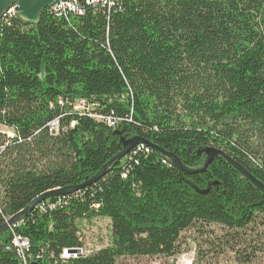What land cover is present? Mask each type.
<instances>
[{
    "label": "trees",
    "instance_id": "16d2710c",
    "mask_svg": "<svg viewBox=\"0 0 264 264\" xmlns=\"http://www.w3.org/2000/svg\"><path fill=\"white\" fill-rule=\"evenodd\" d=\"M81 2L83 14L50 7L37 22L0 20V126L14 133L0 131V228L41 195L89 182L135 137L190 168L221 150L264 184V0ZM79 99L117 126L77 113ZM138 147L21 221L28 264L171 257L196 223L264 224V194L223 158L187 175ZM94 219L111 222L108 246L62 259L83 246L79 224ZM0 264L21 262L0 248Z\"/></svg>",
    "mask_w": 264,
    "mask_h": 264
},
{
    "label": "rangeland",
    "instance_id": "374dc122",
    "mask_svg": "<svg viewBox=\"0 0 264 264\" xmlns=\"http://www.w3.org/2000/svg\"><path fill=\"white\" fill-rule=\"evenodd\" d=\"M0 131L14 137L11 129L0 126ZM97 221L94 234L101 230L110 232L108 219ZM20 227L15 228L17 233L8 227L0 241L6 233L11 239L14 236V246L16 241L22 242L20 237L31 241L19 232ZM94 246L97 249L101 244ZM118 264H264V224L258 222L243 231H229L219 224L196 223L181 234L176 255L126 257L119 259Z\"/></svg>",
    "mask_w": 264,
    "mask_h": 264
},
{
    "label": "water",
    "instance_id": "95a60500",
    "mask_svg": "<svg viewBox=\"0 0 264 264\" xmlns=\"http://www.w3.org/2000/svg\"><path fill=\"white\" fill-rule=\"evenodd\" d=\"M55 1L57 0H0V20L2 19L7 9L17 4L16 9L20 16H22L24 19L30 22H37L39 20L40 14L44 10L52 7ZM140 145L147 146L151 148L153 151L157 152L159 155H163L164 159L170 161L172 167L178 169L179 171L187 175L203 174L209 169L210 165L216 158L218 157L223 158L232 167H234L244 178L249 180L261 193L264 194V184L259 180H257L248 170H246L243 166L235 162L231 157H229L225 152L221 150L208 149L206 151V153L208 154V158L206 162L198 168H190L185 166L175 154L165 152L163 149L153 145L152 143L146 141L143 138L135 137L132 140L124 143L123 150L117 156L112 158L96 177H94L89 182L81 186L69 187L65 189H56L41 195L35 201H33V203L27 209H25L24 211L20 212L19 214L11 218L7 224L2 226L0 228V236L8 229L10 225L23 221L27 217V215L30 212H32L35 209V207L40 203L52 198L70 195L87 186L93 185L105 175V173L116 162V160L120 161L124 159L125 157L128 156V154L132 150H134ZM0 248L4 250H10L17 255L16 251L13 248H10L6 245L3 246L0 244ZM69 252L76 253L75 250H70Z\"/></svg>",
    "mask_w": 264,
    "mask_h": 264
},
{
    "label": "built area",
    "instance_id": "2783aa9c",
    "mask_svg": "<svg viewBox=\"0 0 264 264\" xmlns=\"http://www.w3.org/2000/svg\"><path fill=\"white\" fill-rule=\"evenodd\" d=\"M86 4H104L108 5L110 3V0H85ZM111 5V3H110ZM53 11L59 15L63 13H73V14H83L85 11L84 5H82L81 0H57L53 4ZM7 15H11V13H17L16 11V6H11L9 9L5 11ZM97 106L94 102H90L86 99H79L74 101V109L77 113L82 114V115H88L89 117L103 122L112 128L116 127L118 123L114 122L111 118L109 117H103L99 114L94 113V109ZM93 114V115H92ZM54 127L55 133H59L58 128V123L55 122L52 124ZM138 149L134 151V154L137 155L138 152L142 151V147H137ZM150 150L146 149V152L149 153ZM164 163H167L165 160ZM61 200L55 203V205H46V202L43 203L41 206H39V209L45 210V209H55L57 205H60ZM100 219H94L91 222L84 221L83 224H79V228L81 229L82 232L79 233V238L80 242L83 244L81 248H77L76 253H70V250H64L62 259L64 260H70V259H76L79 256H90L92 254L97 253L99 250L102 248L108 246V238L110 235V232L107 230H101L99 233L94 234V229L96 228L95 225L98 224ZM109 221V220H108ZM22 225V222H18L14 225L9 226L11 232H16L15 228L20 227ZM111 225V222H110ZM14 227V230L12 229ZM103 229V228H102ZM111 229V226H110ZM17 233V232H16ZM13 234V233H12ZM14 238V236H13ZM10 240V244L8 247L10 248H15L16 253L20 259L21 264H28V261L30 259V250H31V241H28L26 239H23L22 237L21 240L22 242L19 244L18 241L15 242L14 246V239ZM16 238V237H15ZM101 241H105V246L101 245L99 248L95 249L94 245L100 244ZM104 246V247H103Z\"/></svg>",
    "mask_w": 264,
    "mask_h": 264
},
{
    "label": "bare ground",
    "instance_id": "6f19581e",
    "mask_svg": "<svg viewBox=\"0 0 264 264\" xmlns=\"http://www.w3.org/2000/svg\"><path fill=\"white\" fill-rule=\"evenodd\" d=\"M17 6V5H16ZM53 7V6H52ZM16 11H17V9H16ZM17 14H19L18 12H17ZM22 17V16H21ZM76 252H77V250H75Z\"/></svg>",
    "mask_w": 264,
    "mask_h": 264
}]
</instances>
